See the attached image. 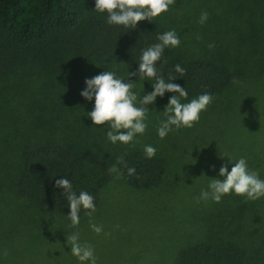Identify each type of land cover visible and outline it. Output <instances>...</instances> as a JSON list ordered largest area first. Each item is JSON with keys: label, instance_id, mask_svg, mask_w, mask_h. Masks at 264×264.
Wrapping results in <instances>:
<instances>
[{"label": "trees", "instance_id": "trees-1", "mask_svg": "<svg viewBox=\"0 0 264 264\" xmlns=\"http://www.w3.org/2000/svg\"><path fill=\"white\" fill-rule=\"evenodd\" d=\"M92 8V0H0V264H77L64 233L79 231L84 241L88 217L82 211L79 224L70 225L53 181L68 177L75 190L93 195L95 206L113 179L134 189H167L182 175L176 157L188 146L196 149L197 135L211 149L215 143V153L229 151L211 142L216 133L202 125L211 128L209 116H225L232 132L250 138L253 147L242 153L235 142L229 154L233 161L245 157L264 179V154L256 150L264 142V0H174L152 23L140 21L129 31L107 25ZM202 11L208 15L201 24ZM169 28L180 44L165 49L161 73L180 64L185 72L174 82L187 98L206 91L212 102L192 128L162 140L155 126L163 113L155 105L145 133L133 143L107 142L106 128L91 126L84 116L91 109L78 94L84 78L105 70L125 77L139 50ZM143 87L150 90L147 81L132 90L139 95ZM144 144L156 148L153 158H144ZM113 164L118 177L108 171ZM127 167L135 173L128 175ZM200 205L203 234L189 241L179 233L172 264H264V198L228 194ZM217 206L214 224L205 223Z\"/></svg>", "mask_w": 264, "mask_h": 264}, {"label": "clouds", "instance_id": "clouds-1", "mask_svg": "<svg viewBox=\"0 0 264 264\" xmlns=\"http://www.w3.org/2000/svg\"><path fill=\"white\" fill-rule=\"evenodd\" d=\"M92 10L103 14L104 22L109 26L134 30L138 22L148 21L161 16L169 11L174 0H92ZM207 12L202 11L198 22L204 23ZM155 42L142 47L138 58L134 62L133 70L127 69L125 77L117 76L114 71L105 70L92 77H85L79 96L85 102H91V109L85 112V117L91 126H104V136L107 142L116 145H128L145 133L148 127L149 112L155 108L157 98L164 99L168 93L167 102L163 105V118L157 121L155 134L159 139L181 128H192L200 119L201 112L205 111L212 102L213 96L202 92L192 98H187L188 93L184 86L175 83L184 75V68L180 64L172 65V70L165 76L161 73V65L166 63L162 58L165 49H174L179 46L180 38L174 28H169L155 35ZM211 47V45H209ZM179 74L177 75H173ZM138 81L149 83L150 90H145L138 95L132 89ZM152 106L150 109L149 106ZM156 109V108H155ZM158 111V110H157ZM190 151L185 153L190 158ZM145 159H151L156 154V148L151 144L142 146ZM227 157V165L221 164L216 177L208 178L207 188L201 189L199 201L218 203L222 196L232 194L243 197L245 200L255 201L264 198V179L258 172L249 168L245 157L241 156L234 161L226 153H219L218 158ZM191 159V158H190ZM117 164L123 163V157H118ZM109 173L118 177L120 169L116 164L108 168ZM128 175L135 173V168L127 167ZM53 189H59V196L66 202L68 209L65 214L72 227L80 222L83 211L91 218L96 211L94 197L83 189L75 190L72 181L66 176H59L52 184ZM93 233H102V226L89 222ZM106 235V233H105ZM64 244L77 264H97L94 248L86 241H82L79 231L64 233Z\"/></svg>", "mask_w": 264, "mask_h": 264}, {"label": "rangeland", "instance_id": "rangeland-1", "mask_svg": "<svg viewBox=\"0 0 264 264\" xmlns=\"http://www.w3.org/2000/svg\"><path fill=\"white\" fill-rule=\"evenodd\" d=\"M157 100L159 104L155 105L163 108L161 99ZM209 117L211 128L202 124L203 128L216 134L212 138L204 137L210 138L212 143L217 142L218 147L223 146V150H229L222 153L232 160L234 157L229 153L233 150L229 147L232 148L233 143L243 145L242 153L253 147L249 137L237 136L231 131L230 120L225 116L219 120ZM197 138L195 150L193 145L188 146L176 157L174 162L177 161L182 175L178 174L171 184L167 179V189L141 190L130 187L120 179L111 181L102 193L95 213L91 218L87 216L88 220L84 222L89 233L83 240L93 246L97 264H172L175 249L181 241L179 233H185L189 241L202 236L200 203L207 205L209 200L197 202L198 190L207 188L208 178L216 177L222 163L227 165V157L218 158L220 152L215 153V143L211 149L207 142H198L200 135ZM206 145L209 149L203 148ZM191 149L190 159L185 153ZM256 150L264 154V142L257 144ZM227 166L230 168V165ZM217 212L218 206L212 208L211 219H205V223L211 221L210 224H214L212 221L217 218ZM90 220L102 226V233L96 234L90 230Z\"/></svg>", "mask_w": 264, "mask_h": 264}]
</instances>
